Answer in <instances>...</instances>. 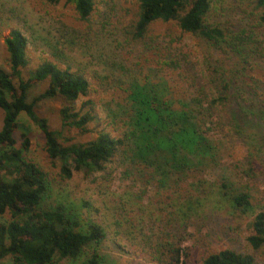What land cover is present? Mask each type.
Returning <instances> with one entry per match:
<instances>
[{
	"label": "trees",
	"instance_id": "1",
	"mask_svg": "<svg viewBox=\"0 0 264 264\" xmlns=\"http://www.w3.org/2000/svg\"><path fill=\"white\" fill-rule=\"evenodd\" d=\"M71 1L78 19L89 21L95 0ZM135 3L133 18L120 27V33L125 45L138 47L139 57L150 55L153 66H147L139 80L109 86L101 109L110 131L100 130L85 143L63 145L61 132L49 128L35 105L61 98L66 103L59 112L62 128L89 133L87 126L96 119V105L92 100L77 110L74 105L88 96V81L71 70L58 51L51 54L54 61L44 60L24 73L29 62L26 37L14 30L4 40L9 72L0 68V218L6 214L8 218L0 221V264H103L105 260L100 247L106 232L84 216L82 208L89 211L88 204L54 192L46 172L28 157L31 142L28 128L18 121L21 114L42 133L48 158L61 161L63 180L75 173L104 176L108 165L116 163L125 167V180L139 179L144 186H155L163 208H170L164 222L175 232L166 233V238L150 247L153 262L187 264L191 248L183 244L190 239L188 224L217 215L237 224L242 217L250 218L247 247L264 250V210L256 211L248 185L233 182L225 174L223 143L216 138L221 134L225 142L232 143L233 135H241L233 123L250 122L254 115L252 105L247 109L239 105L241 98L246 102L239 92H247L240 73L252 63H264L260 39L264 0H254L253 10L239 17L226 15L216 0ZM155 23L174 25L178 35L156 38L151 32ZM183 37L190 46H182ZM43 82H47L45 90L29 102V90ZM256 108L264 124V99ZM261 141L264 147V137ZM252 170L243 174L252 178ZM198 264L258 263L251 253L226 248L206 252Z\"/></svg>",
	"mask_w": 264,
	"mask_h": 264
},
{
	"label": "rangeland",
	"instance_id": "2",
	"mask_svg": "<svg viewBox=\"0 0 264 264\" xmlns=\"http://www.w3.org/2000/svg\"><path fill=\"white\" fill-rule=\"evenodd\" d=\"M216 1L226 15L233 13L237 17L243 14L247 16L254 6V0ZM135 7V0H95V9L89 21L82 22L71 0H0L1 69L9 72L4 40L12 31L17 30L28 41L29 62L24 73L34 70L44 60L54 61L51 54L58 51L61 60L67 61L71 70L82 74L89 83L88 96L81 97L74 104L76 110L87 100H92L96 105V119L87 126L89 133L82 134L74 128H62L59 112L66 103L61 98L42 100L35 105L36 113L47 120L49 128L61 132L60 142L63 145L85 143L93 140L100 130L110 131L101 109V103L108 99L111 91L109 86L127 83L128 79L139 80L140 73L147 66H153L149 60L150 55L139 57L138 47L125 45L120 33V27L133 18ZM151 32L159 39L175 38L178 35L172 24L155 23L151 26ZM261 32L260 39L264 47V29ZM183 45L190 46L184 37ZM240 75L247 92H239L246 99L245 102L241 98L239 105L246 109L252 105L254 115L250 117V122L245 119L247 123H240V126L233 123L241 135H233L232 143L225 142L226 138L221 134L216 138L223 143L222 166L226 168L225 174L232 177L231 181L249 186L258 212L264 210V147H261L264 124L259 121V116L263 114L260 115L256 105L264 99V63H252ZM14 82L17 83L15 79ZM46 86L47 82L32 86L28 92V101L37 97ZM2 120L3 112L0 110V128ZM18 121L29 130L31 146L28 157L46 172L52 190L76 202L87 203L89 211L82 208L84 216L91 217L104 228L106 238L100 247L105 259L103 264H157L151 260L150 247L159 238L164 239L175 231L164 222L168 219L170 208H163L162 196L156 192L155 186L142 185L136 174L132 176L137 181L125 180L122 176L125 167L116 163L108 165L104 176L93 174L88 177L83 173H75L72 178L63 180L59 175L62 163L48 158L40 130L24 114L19 116ZM19 136L18 132L15 133L17 140ZM249 168L253 169L252 178L243 174ZM216 172L219 173L218 169ZM150 217L155 220L151 221ZM7 218L8 214L1 217L0 221H6ZM156 218L162 222H157ZM249 219L242 217L238 224L225 215L191 220L187 229L190 239L183 244V247L191 248L187 264H198L206 252L213 253L226 248L239 253H251L258 264H264V250L253 251L247 247L245 239L249 234ZM7 262L3 261L2 264ZM62 264L81 262L65 261Z\"/></svg>",
	"mask_w": 264,
	"mask_h": 264
}]
</instances>
